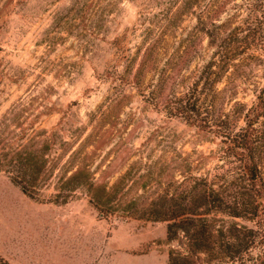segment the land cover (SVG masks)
<instances>
[{"label":"rangeland","instance_id":"obj_1","mask_svg":"<svg viewBox=\"0 0 264 264\" xmlns=\"http://www.w3.org/2000/svg\"><path fill=\"white\" fill-rule=\"evenodd\" d=\"M258 9L0 0V264H168L177 240L147 204L197 176L230 209L241 162L215 123L242 125L264 85ZM190 90L198 122L176 102ZM256 153L264 177V134Z\"/></svg>","mask_w":264,"mask_h":264},{"label":"trees","instance_id":"obj_2","mask_svg":"<svg viewBox=\"0 0 264 264\" xmlns=\"http://www.w3.org/2000/svg\"><path fill=\"white\" fill-rule=\"evenodd\" d=\"M261 11L264 10H257ZM261 48L264 56V40ZM215 55L206 63L208 68L219 65L221 58ZM215 72L217 80L221 70ZM195 92H183L176 102L187 119L198 122L201 101ZM263 115L264 85L256 94L255 103L245 110L242 125L234 126L225 120L215 123L225 146L241 162L243 183L230 209L223 203L220 184L214 186L204 176H197L189 185H183L181 180L179 188L169 197L163 195L147 204L154 218L167 220L168 241L177 240L169 248L168 264H264V177L256 153L264 134L260 121ZM13 180L23 192L34 196L25 183ZM96 199L104 201V205L108 202ZM225 216L230 224L223 223L227 220Z\"/></svg>","mask_w":264,"mask_h":264}]
</instances>
